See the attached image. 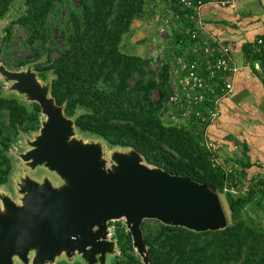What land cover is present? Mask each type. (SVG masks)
<instances>
[{
  "label": "trees",
  "instance_id": "trees-1",
  "mask_svg": "<svg viewBox=\"0 0 264 264\" xmlns=\"http://www.w3.org/2000/svg\"><path fill=\"white\" fill-rule=\"evenodd\" d=\"M149 1L25 0L23 14L5 29L0 55L16 70L33 63L43 80L52 74V94L65 106L66 115L75 117L81 134L101 139L111 149H135L148 165L203 183L222 197L229 221L223 230L195 232L145 220L148 264H264V226L244 216L249 205L264 211L263 173L251 180L241 169L226 174L204 145L205 125L166 123L160 114L170 92L168 65L158 76L150 59L122 50L135 22L147 14ZM165 1L166 9L170 6L184 18L187 11L180 10L177 0ZM13 3L0 0V22ZM63 11V22L57 24L63 44L56 45L57 25L52 19ZM16 25L26 33L23 44L31 58L14 59L8 50ZM181 39L190 42L185 34H179L176 42ZM257 47V42L245 45L246 60L264 68V53ZM42 119L39 104L6 94L0 82V185L8 184L14 171L10 153L14 145L22 134L38 132ZM232 187L236 193L226 191ZM113 239L120 252L114 264H145L126 226L119 225Z\"/></svg>",
  "mask_w": 264,
  "mask_h": 264
},
{
  "label": "water",
  "instance_id": "water-1",
  "mask_svg": "<svg viewBox=\"0 0 264 264\" xmlns=\"http://www.w3.org/2000/svg\"><path fill=\"white\" fill-rule=\"evenodd\" d=\"M31 64L13 70L0 63V74L9 92L41 107V128L19 158L49 175L21 177L17 200L0 194V264H56L63 256L108 264L120 254L110 224L122 219L145 264V220L195 232L228 226L219 193L207 185L150 166L135 149L109 150L101 139L83 138L52 94L53 77L41 79Z\"/></svg>",
  "mask_w": 264,
  "mask_h": 264
},
{
  "label": "built area",
  "instance_id": "built-area-1",
  "mask_svg": "<svg viewBox=\"0 0 264 264\" xmlns=\"http://www.w3.org/2000/svg\"><path fill=\"white\" fill-rule=\"evenodd\" d=\"M177 1L180 10L187 13L182 18L172 7L165 9L159 28V40L156 39L162 47L161 55L150 56L151 67L157 71L158 76L159 70L168 65L170 92L160 115L173 126H189L192 121L205 125L204 145L214 153V144L207 139V128L220 116L222 101L233 92L235 75L245 67L261 71L264 75V68L252 59L246 60L244 67L239 66L233 57L231 45L206 30L202 18L203 7L208 4L225 7L235 3V0ZM179 34H185L190 44L183 39L176 42ZM257 46V50L264 53L263 39L257 40ZM167 47H170L168 57L165 56ZM179 52L181 54L176 55ZM155 99L158 100V96ZM262 167L264 175V163ZM225 172L227 174L231 171L226 169ZM227 190L237 192L235 187Z\"/></svg>",
  "mask_w": 264,
  "mask_h": 264
},
{
  "label": "crops",
  "instance_id": "crops-1",
  "mask_svg": "<svg viewBox=\"0 0 264 264\" xmlns=\"http://www.w3.org/2000/svg\"><path fill=\"white\" fill-rule=\"evenodd\" d=\"M202 18L209 33L231 45L241 67L246 63L245 45L264 38V0H235L225 7L208 4ZM263 77L261 71L242 68L233 79V92L221 103L220 116L206 132L218 163L231 172L246 171L249 180L262 173L264 163Z\"/></svg>",
  "mask_w": 264,
  "mask_h": 264
},
{
  "label": "rangeland",
  "instance_id": "rangeland-1",
  "mask_svg": "<svg viewBox=\"0 0 264 264\" xmlns=\"http://www.w3.org/2000/svg\"><path fill=\"white\" fill-rule=\"evenodd\" d=\"M24 1L25 0H14L11 11L4 19L1 20L0 46H1L2 38L5 35L6 27L9 25L10 22L18 18L20 15H22L24 10L26 9ZM165 9H166L165 0H150L148 4L147 14L135 22V24L133 25V31L125 37L124 43L122 45V50L129 54H134V53L139 54L141 56L147 57L148 59H150L151 54H154V56L152 57H158L159 55H161L160 51H162V47L160 44H158L159 42H157L156 39L159 40V28H160L161 18H163ZM65 15H66V11H63L58 18L54 17L52 20L57 25L59 21L63 22V18ZM60 32H61L60 27L59 25H57L55 29L56 45L63 44V42L59 38ZM25 39H26L25 31L21 29L18 25H16L14 28V40H13L14 44L10 45L8 49L9 52L14 53V59H18V58L24 59V58L32 57L31 52L24 47L23 42L25 41ZM169 49L170 47H167V50L165 51L166 57H168L167 53ZM156 61H159V59H157ZM0 63L5 65L2 55H0ZM31 65L33 66L34 69V64ZM5 66L9 69L16 70L15 67H8L7 65ZM52 77L53 75L50 74L49 78ZM0 82L4 83L5 93L10 94L11 92H9L10 90L9 88L11 86V83H6L4 77L1 74H0ZM155 97L157 98L156 93L154 98ZM19 98L27 102L23 98V96ZM37 134L38 132H33L31 134H22L17 144L14 145L12 152H10L12 157L14 158V171L11 175L10 182L6 185H0V194L1 193L9 194L10 196H12L14 199L17 200L19 197L16 190L17 183L19 182L21 177L29 175L37 180H42L45 175H49L47 174V171H45L43 168H39L36 171H31L28 167L24 165L23 161L19 158L20 153H24L29 149L27 143L28 140H33L35 135ZM79 134L85 139H97L95 137L83 135L80 132ZM107 148L109 150H114L109 148L108 146ZM51 179L56 183L58 182L57 178L54 175H51ZM244 216L248 220L254 219L257 222H261V224L264 226V211H262L259 207L249 205L248 208L245 210ZM110 225L111 228L113 229L112 238L115 234L116 228H118L119 225L126 226L124 219L111 222ZM115 257L116 255L109 257L108 264H114ZM16 264H22V263L17 259ZM56 264H84V263L80 258H74V260L70 261L69 259L63 256L57 259Z\"/></svg>",
  "mask_w": 264,
  "mask_h": 264
}]
</instances>
